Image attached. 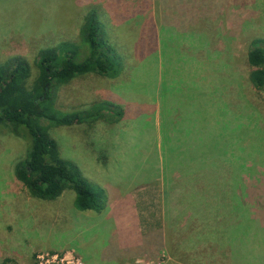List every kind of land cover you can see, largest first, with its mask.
<instances>
[{
	"label": "rangeland",
	"instance_id": "rangeland-1",
	"mask_svg": "<svg viewBox=\"0 0 264 264\" xmlns=\"http://www.w3.org/2000/svg\"><path fill=\"white\" fill-rule=\"evenodd\" d=\"M109 2L0 6V64L16 56L27 60L28 87L40 76L36 61L43 49L74 42L77 61L88 58L80 39L91 10L103 27L99 44L113 48L121 67L116 77L79 76L52 96L62 113L117 106L101 107L85 124L50 129L61 156L97 193L104 191L101 212L77 210L71 189L53 201L32 197L14 171L29 141L0 130V264H236L230 256L240 234L264 228V93L251 83L248 60L253 42L264 40V0H115V10L131 20L121 26L123 16H112ZM194 119L215 129L210 142L217 143L208 162L179 167L186 161L180 150L193 148L179 138ZM227 122L234 133L226 131ZM156 183L165 185L167 212L171 202L188 217L169 218L167 245L147 236L149 253L123 260L127 251L109 216L111 199Z\"/></svg>",
	"mask_w": 264,
	"mask_h": 264
},
{
	"label": "trees",
	"instance_id": "trees-1",
	"mask_svg": "<svg viewBox=\"0 0 264 264\" xmlns=\"http://www.w3.org/2000/svg\"><path fill=\"white\" fill-rule=\"evenodd\" d=\"M6 1L11 3L4 1L0 6L11 7L16 0ZM11 9L14 10V7ZM96 13V10H91L87 14L81 31L83 51L85 54L88 51V58L84 61H77L76 51L80 47L74 42L65 41L57 47L43 49L36 61L40 76L32 87H28L31 67L27 60L16 56L0 64V130L7 128L29 141L26 158L16 164L14 171L16 178L25 185L32 197L53 201L61 197L65 190L71 189L76 193L77 210L101 212L105 208L104 191L97 193L81 171L61 156L59 145L50 133L53 127L82 125L97 119L101 107H117L108 102L98 108L96 104L87 112L72 113H62L54 108L53 90L60 85L88 73L116 77L121 70L119 63L116 66L117 56L113 48L99 44L103 27L101 21L96 19ZM248 60L253 67L251 83L264 93V40L253 42ZM216 117L219 119L220 116L217 114ZM194 120V161L205 163L212 158L207 157L206 153L212 149L211 145L217 143L210 142L215 129ZM221 121V118L217 120V124H221ZM228 125L227 122L224 126L226 131L234 133L235 128H229ZM190 132L189 128V135ZM245 231L240 234V240L235 242L231 261L236 264H264V228L252 230V235Z\"/></svg>",
	"mask_w": 264,
	"mask_h": 264
},
{
	"label": "crops",
	"instance_id": "crops-1",
	"mask_svg": "<svg viewBox=\"0 0 264 264\" xmlns=\"http://www.w3.org/2000/svg\"><path fill=\"white\" fill-rule=\"evenodd\" d=\"M114 1L115 0H112V2H109L107 4V9L111 12L112 16L114 17L117 16L118 14L123 16L122 19L118 20L119 21L118 24H120L119 26H121L123 23L130 22L131 20L130 17L127 15L128 13L115 10V7L112 6ZM116 9H118V7H116ZM134 13L137 14L138 11L136 10ZM158 104L160 106L161 103ZM125 108L128 109V107L126 106ZM161 108L162 107H160V110H158V113H160ZM155 120H156L155 127H159L160 122L158 125V118H156ZM188 124L190 125V121H188ZM187 127H188V132H185L183 136L179 138V140L185 139V142L182 143L194 142V134H193L194 125L192 124L191 127L187 125ZM189 128L190 131H192L190 132V135H189ZM160 137H161V132L159 127V134H158L159 145L162 144V137L161 138ZM179 147L180 144L178 143V149ZM184 152H187V154H185ZM195 155H196L195 152H193L192 150L185 151L184 148H182V150H180L179 153V158H182V161L184 160L186 161H184V163L179 162V167H182V165L185 166L187 161H194ZM175 172L176 170H174V173ZM149 185L151 184L144 185L141 188L134 189V191L130 193L119 196L115 199L114 198L111 199L109 206L110 207L109 216H112L111 219L116 231L120 248L122 250L127 251L126 257H121L123 260L129 261L134 259L137 260L143 259L141 257L142 256L145 257L150 250L147 248V244H148L147 236L150 237L156 235L157 237H159L161 243H159L158 247L162 246L163 244L167 245V241H166L167 236L164 232L166 222L170 220L169 218H184L185 216L188 217V215L181 216L182 214L181 211L172 209L171 207L176 208L177 205L172 206L171 202H170V211L169 213L167 212L165 208L166 202H164L163 199V192L165 190V185H157V183L152 184L151 186ZM196 205L197 207L201 208V213H204L206 215V218H210L211 211L206 209L207 206L205 204L200 202ZM214 218H221V215L219 214ZM151 246L152 245L150 244V247ZM132 252L135 253L131 254Z\"/></svg>",
	"mask_w": 264,
	"mask_h": 264
},
{
	"label": "built area",
	"instance_id": "built-area-1",
	"mask_svg": "<svg viewBox=\"0 0 264 264\" xmlns=\"http://www.w3.org/2000/svg\"><path fill=\"white\" fill-rule=\"evenodd\" d=\"M44 259V257H41V260H43Z\"/></svg>",
	"mask_w": 264,
	"mask_h": 264
}]
</instances>
